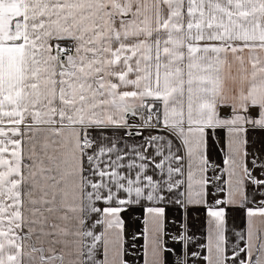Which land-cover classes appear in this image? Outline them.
<instances>
[{"label": "snow or ice", "instance_id": "1", "mask_svg": "<svg viewBox=\"0 0 264 264\" xmlns=\"http://www.w3.org/2000/svg\"><path fill=\"white\" fill-rule=\"evenodd\" d=\"M0 264H264V0H0Z\"/></svg>", "mask_w": 264, "mask_h": 264}]
</instances>
